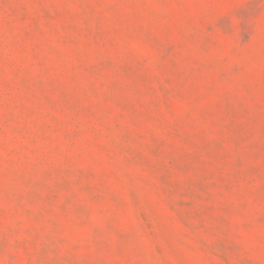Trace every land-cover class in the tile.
Here are the masks:
<instances>
[{"label": "rangeland", "instance_id": "374dc122", "mask_svg": "<svg viewBox=\"0 0 264 264\" xmlns=\"http://www.w3.org/2000/svg\"><path fill=\"white\" fill-rule=\"evenodd\" d=\"M0 264H264V0H0Z\"/></svg>", "mask_w": 264, "mask_h": 264}]
</instances>
